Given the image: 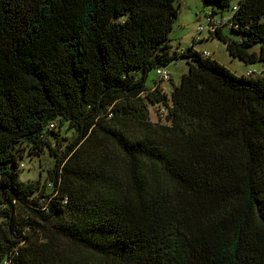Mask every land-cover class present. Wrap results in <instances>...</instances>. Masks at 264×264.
Masks as SVG:
<instances>
[{"label":"trees","instance_id":"16d2710c","mask_svg":"<svg viewBox=\"0 0 264 264\" xmlns=\"http://www.w3.org/2000/svg\"><path fill=\"white\" fill-rule=\"evenodd\" d=\"M234 1L203 0L210 38L261 78L172 54L175 0H0V264H264V0Z\"/></svg>","mask_w":264,"mask_h":264},{"label":"rangeland","instance_id":"374dc122","mask_svg":"<svg viewBox=\"0 0 264 264\" xmlns=\"http://www.w3.org/2000/svg\"><path fill=\"white\" fill-rule=\"evenodd\" d=\"M237 0L233 2L236 4ZM174 6L178 11V17L174 23V30L171 34V53H177L182 55L193 45L194 50L200 54L206 52L209 53L213 59L219 61L220 64L224 65L227 69L231 70L238 76L248 77L249 73H253V78L262 77V63L257 62L253 65H245L239 60L230 58L226 47L215 38H210L208 32L198 34L199 26L205 22V16L215 11L220 17L221 10L218 7L206 6L203 0H175ZM232 10L225 11L222 16L225 18L232 17ZM224 34L229 38L238 37V35L229 32L227 29L223 30ZM196 39V40H195ZM253 51L258 52L259 47L253 48ZM187 59L180 58L178 66L173 62L166 68L167 73L170 76L169 81L161 82L156 72L153 70L148 75L146 82L147 88L154 89L157 85L167 95L170 96L174 87L181 84L183 75H186L189 71V66L186 64ZM149 118L153 123H162L159 119L158 110L156 106H150ZM164 123V121H163ZM68 125L65 124L61 130V138L73 139L74 133L72 131L67 132ZM47 140L54 144L55 139L51 134L46 133ZM19 150V149H18ZM21 153L27 154L24 158L20 159V163L23 167L19 169L21 181L23 182H38L44 183L47 180L48 172L53 169L55 165V158L50 156L48 149L41 158L36 157L35 151L32 148L23 145L20 150ZM61 150L58 152L61 154ZM29 155V156H28ZM3 208H1L2 210ZM2 218L0 216V223Z\"/></svg>","mask_w":264,"mask_h":264},{"label":"built area","instance_id":"2783aa9c","mask_svg":"<svg viewBox=\"0 0 264 264\" xmlns=\"http://www.w3.org/2000/svg\"><path fill=\"white\" fill-rule=\"evenodd\" d=\"M228 21L225 20H216L213 18H210V16H207L205 18V22L203 25L199 26L198 28V34H202L203 32H208L209 34H214L217 30V27H221L222 25H225ZM205 55L208 56V54L205 53ZM178 66V65H176ZM249 75V74H248ZM157 76L162 79L163 81H169L170 76L167 73L166 69H159L157 71Z\"/></svg>","mask_w":264,"mask_h":264},{"label":"crops","instance_id":"0c3cea01","mask_svg":"<svg viewBox=\"0 0 264 264\" xmlns=\"http://www.w3.org/2000/svg\"><path fill=\"white\" fill-rule=\"evenodd\" d=\"M224 45V44H223ZM225 46V45H224ZM226 47V46H225ZM230 58H231V56H230ZM217 59V58H216ZM218 61V60H217Z\"/></svg>","mask_w":264,"mask_h":264}]
</instances>
